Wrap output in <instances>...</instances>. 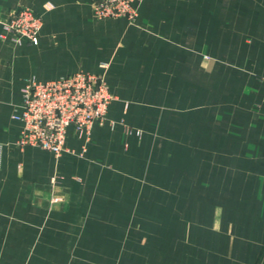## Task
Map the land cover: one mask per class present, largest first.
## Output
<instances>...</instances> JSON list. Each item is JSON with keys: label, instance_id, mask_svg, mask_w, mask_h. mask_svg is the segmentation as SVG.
<instances>
[{"label": "crops", "instance_id": "1", "mask_svg": "<svg viewBox=\"0 0 264 264\" xmlns=\"http://www.w3.org/2000/svg\"><path fill=\"white\" fill-rule=\"evenodd\" d=\"M21 6L33 42L3 35ZM77 71L104 73L107 120L61 156L19 146L26 80ZM0 144V264H264V0H144L135 23L0 0Z\"/></svg>", "mask_w": 264, "mask_h": 264}, {"label": "built area", "instance_id": "2", "mask_svg": "<svg viewBox=\"0 0 264 264\" xmlns=\"http://www.w3.org/2000/svg\"><path fill=\"white\" fill-rule=\"evenodd\" d=\"M143 1L92 0V8L100 19L126 17L135 23ZM43 24V15L28 6H21L3 22V35L11 34L19 43L33 42ZM107 67V63L102 64V68ZM114 99L102 72L77 71L48 81L29 78L20 110L14 114V118L23 124L17 144L41 147L61 156L69 150V128L73 127L78 136L89 140L94 125L107 120ZM126 129L131 131L129 127ZM2 155L3 145L0 144V167Z\"/></svg>", "mask_w": 264, "mask_h": 264}, {"label": "rangeland", "instance_id": "3", "mask_svg": "<svg viewBox=\"0 0 264 264\" xmlns=\"http://www.w3.org/2000/svg\"><path fill=\"white\" fill-rule=\"evenodd\" d=\"M140 134H141V131H140Z\"/></svg>", "mask_w": 264, "mask_h": 264}]
</instances>
